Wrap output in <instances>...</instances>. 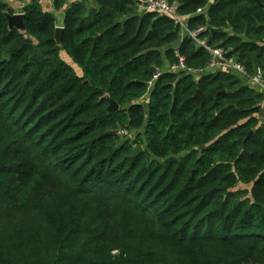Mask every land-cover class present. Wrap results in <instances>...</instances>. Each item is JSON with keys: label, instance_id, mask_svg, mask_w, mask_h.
<instances>
[{"label": "trees", "instance_id": "obj_1", "mask_svg": "<svg viewBox=\"0 0 264 264\" xmlns=\"http://www.w3.org/2000/svg\"><path fill=\"white\" fill-rule=\"evenodd\" d=\"M91 2L65 9L60 47L51 12L25 6L21 34L0 5V264H264V95L165 72L209 55L131 0ZM169 2L264 74V0Z\"/></svg>", "mask_w": 264, "mask_h": 264}, {"label": "built area", "instance_id": "obj_2", "mask_svg": "<svg viewBox=\"0 0 264 264\" xmlns=\"http://www.w3.org/2000/svg\"><path fill=\"white\" fill-rule=\"evenodd\" d=\"M135 4L136 12L139 15L147 13H156L159 16L171 18L175 21L180 28V42L189 37L199 48L205 50L209 55L207 64L197 70L187 68L185 59L182 56L177 55V62L174 65H170L165 69L167 73H183L189 74L198 78L205 74L215 73H232L239 76L246 84L252 88L259 89L264 92V74L254 73L248 74L244 67L237 62L234 57L227 56V52L219 47H211L207 44L206 39L200 38L201 34L205 31V28H198L195 31H189L187 27V17L178 14L177 6L175 3L169 2V0H131ZM201 11H199L200 13ZM259 71V70H258ZM260 72V71H259ZM159 76L156 74L154 80ZM116 136L120 141L130 139V132L127 129L119 128L116 131Z\"/></svg>", "mask_w": 264, "mask_h": 264}, {"label": "crops", "instance_id": "obj_3", "mask_svg": "<svg viewBox=\"0 0 264 264\" xmlns=\"http://www.w3.org/2000/svg\"><path fill=\"white\" fill-rule=\"evenodd\" d=\"M78 2H81V0H65L63 8H60V9L54 8L53 0H0V5H3L5 7H7L8 9L12 10L13 14L11 16H21V15H23V8L25 6L37 3L40 6H42L44 9H46L47 11L51 12L54 15L56 27L63 28L62 24H63L64 15H65V13H64L65 9L68 8L71 4L78 3ZM89 3L92 4L91 0H89ZM64 55H65V53H64ZM65 63L67 64V62H65ZM69 65L71 66V64H69ZM237 77L239 79H241L239 76H237ZM254 89L264 95V92H262L256 88H254ZM260 108H261L262 113L264 114V101L260 104ZM145 109H146V107H145Z\"/></svg>", "mask_w": 264, "mask_h": 264}, {"label": "water", "instance_id": "obj_4", "mask_svg": "<svg viewBox=\"0 0 264 264\" xmlns=\"http://www.w3.org/2000/svg\"><path fill=\"white\" fill-rule=\"evenodd\" d=\"M8 23L11 28H16L21 34H24V25H23V18L21 16H9L8 17ZM205 32L208 33L209 37H211L214 34L221 33L222 30L220 29H214L211 27H207ZM62 34H63V28L56 27L55 28V43L58 47L61 46L62 43ZM87 82H85V85ZM118 106L113 103L111 100H109V106L107 108L108 111H114L117 110ZM258 109H260V106H258ZM263 116V113H260V117ZM251 135V134H250ZM142 149L140 146H136L133 150L132 157H136L139 152H141Z\"/></svg>", "mask_w": 264, "mask_h": 264}, {"label": "rangeland", "instance_id": "obj_5", "mask_svg": "<svg viewBox=\"0 0 264 264\" xmlns=\"http://www.w3.org/2000/svg\"><path fill=\"white\" fill-rule=\"evenodd\" d=\"M179 39H180V36H179ZM178 45H179V41H176V42H174L173 44H171V45L169 46V48H172V49L175 50V49L178 47ZM162 55H163V60H164L165 64H168V60H167V58L165 57V55H164V51H163V50H162ZM60 58H61L62 60H64V62H67L68 65L71 64V67L74 69L75 73L78 74V75H80V72H79V70L77 69V67H76L75 65H73L72 63H70L71 61L69 60L68 57H66V56L64 55L63 52H60ZM256 73H261V72L256 71ZM132 134H133V133L130 132V136H131V138H133ZM141 149H143V148L141 147ZM240 188H241V189H246V187H240Z\"/></svg>", "mask_w": 264, "mask_h": 264}]
</instances>
